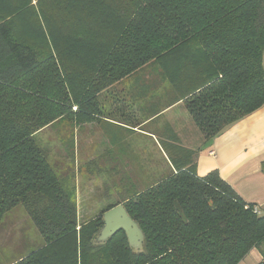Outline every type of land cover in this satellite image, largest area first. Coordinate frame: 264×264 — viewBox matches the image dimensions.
<instances>
[{
  "label": "trees",
  "instance_id": "16d2710c",
  "mask_svg": "<svg viewBox=\"0 0 264 264\" xmlns=\"http://www.w3.org/2000/svg\"><path fill=\"white\" fill-rule=\"evenodd\" d=\"M142 69L150 83L135 100L149 103L146 119L182 102L214 139L264 106V0H0V230L23 205L41 235L8 264H239L264 253L258 204L216 169L199 176V151L174 131L158 178L132 183L117 155L125 194L80 222L36 134L62 118L96 120L99 96ZM118 204L144 230V253L123 230L91 244Z\"/></svg>",
  "mask_w": 264,
  "mask_h": 264
},
{
  "label": "rangeland",
  "instance_id": "374dc122",
  "mask_svg": "<svg viewBox=\"0 0 264 264\" xmlns=\"http://www.w3.org/2000/svg\"><path fill=\"white\" fill-rule=\"evenodd\" d=\"M147 71L142 69L130 77L148 79L145 76ZM124 79L99 96L102 114L96 120L78 122L71 117L62 118L36 134L39 146L47 151L50 162L63 175L65 188L73 191L80 222L92 221L110 202L125 194L123 176L118 172L122 170V165H128L123 170L128 172L132 183L141 187L158 178L168 166L163 151L153 147L149 141L152 138L141 131L134 132V142L129 144V148L126 144L119 145L116 140V127L119 126L111 123L110 118L131 115L130 112L136 114L133 108L137 101L121 96L124 91L129 94L141 92L138 88L132 90L129 79ZM143 128L151 130L153 125L150 123ZM126 134L121 133L124 137ZM113 139L115 144L110 143ZM117 155L127 160L122 161V168L120 161L116 163ZM3 223L5 225L0 230V264H8L41 241L40 232L23 205L6 213Z\"/></svg>",
  "mask_w": 264,
  "mask_h": 264
},
{
  "label": "crops",
  "instance_id": "0c3cea01",
  "mask_svg": "<svg viewBox=\"0 0 264 264\" xmlns=\"http://www.w3.org/2000/svg\"><path fill=\"white\" fill-rule=\"evenodd\" d=\"M128 79L132 90L138 88L141 92L129 94L124 91L121 97L139 98L143 94V87L150 83V80L138 76L124 80ZM148 106L149 103L138 104L133 108L135 115L130 112L131 115L110 118L113 124H116L113 120H119L124 125L132 126L127 129L116 127L118 130L115 132L118 137L116 140L119 141V145L126 144L129 148V144L134 142L133 134L137 130L151 137L149 141L152 142V146L161 149L167 157L161 141L174 131L183 144L199 151L197 156L199 176L218 170L221 177L231 184L244 200L260 205L264 213V106L216 136L213 145L206 150H202L201 147L207 140L194 124L182 102L164 110L154 119L145 117L144 110L148 111ZM150 123L153 129L145 130L143 127ZM123 132L127 133L125 137L121 135ZM113 141L114 139L110 143L115 144ZM239 264H264V253L258 248H253Z\"/></svg>",
  "mask_w": 264,
  "mask_h": 264
},
{
  "label": "water",
  "instance_id": "95a60500",
  "mask_svg": "<svg viewBox=\"0 0 264 264\" xmlns=\"http://www.w3.org/2000/svg\"><path fill=\"white\" fill-rule=\"evenodd\" d=\"M214 143V139H209L202 147V150L210 148ZM104 224L97 231L91 244L94 246L105 245L110 238L117 232L123 230L127 236L130 248L134 253L145 252L146 234L139 222L135 220L127 211L123 204H118L103 214Z\"/></svg>",
  "mask_w": 264,
  "mask_h": 264
},
{
  "label": "built area",
  "instance_id": "2783aa9c",
  "mask_svg": "<svg viewBox=\"0 0 264 264\" xmlns=\"http://www.w3.org/2000/svg\"><path fill=\"white\" fill-rule=\"evenodd\" d=\"M255 211H256L257 213H261V212H262L261 209H260V205H256V206H255Z\"/></svg>",
  "mask_w": 264,
  "mask_h": 264
}]
</instances>
